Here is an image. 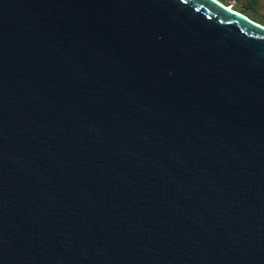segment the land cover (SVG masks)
<instances>
[{"label": "water", "instance_id": "water-1", "mask_svg": "<svg viewBox=\"0 0 264 264\" xmlns=\"http://www.w3.org/2000/svg\"><path fill=\"white\" fill-rule=\"evenodd\" d=\"M0 264H264V25L0 0Z\"/></svg>", "mask_w": 264, "mask_h": 264}, {"label": "trees", "instance_id": "trees-1", "mask_svg": "<svg viewBox=\"0 0 264 264\" xmlns=\"http://www.w3.org/2000/svg\"><path fill=\"white\" fill-rule=\"evenodd\" d=\"M264 25V0H219Z\"/></svg>", "mask_w": 264, "mask_h": 264}]
</instances>
